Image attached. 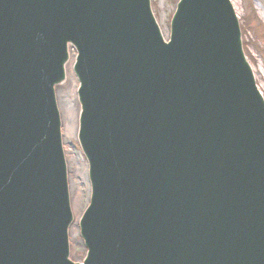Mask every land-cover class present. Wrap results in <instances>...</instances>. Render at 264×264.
I'll list each match as a JSON object with an SVG mask.
<instances>
[{"label": "water", "instance_id": "95a60500", "mask_svg": "<svg viewBox=\"0 0 264 264\" xmlns=\"http://www.w3.org/2000/svg\"><path fill=\"white\" fill-rule=\"evenodd\" d=\"M0 0V264H71L52 86L78 53L84 264H264V102L228 0Z\"/></svg>", "mask_w": 264, "mask_h": 264}, {"label": "rangeland", "instance_id": "374dc122", "mask_svg": "<svg viewBox=\"0 0 264 264\" xmlns=\"http://www.w3.org/2000/svg\"><path fill=\"white\" fill-rule=\"evenodd\" d=\"M238 18L241 32L243 54L250 65L255 83L264 98V0H230ZM152 14L162 33L168 32L169 21L177 0H150ZM66 88L57 89V106L61 116V135L67 166V177L73 220L80 217L88 197L85 160L77 145L76 125H78L79 106L76 99V78L69 72ZM69 87V88H68ZM67 89V90H66ZM66 90V91H65ZM68 113L69 116L67 115ZM78 127V126H77ZM69 232L70 256L82 260L84 249L78 228Z\"/></svg>", "mask_w": 264, "mask_h": 264}, {"label": "bare ground", "instance_id": "6f19581e", "mask_svg": "<svg viewBox=\"0 0 264 264\" xmlns=\"http://www.w3.org/2000/svg\"><path fill=\"white\" fill-rule=\"evenodd\" d=\"M165 36V35H164ZM72 61H73V57H72V55L71 54H69V62L67 63V65H66V67H65V72L64 73H66V75L67 74H69V72H71V67H72ZM66 80L63 82V83H61V85H59L57 88H56V92H57V89H61V88H63V89H65L66 88ZM69 88V87H68ZM67 90V89H66ZM65 90V91H66ZM69 114L70 113H68L67 115L69 116ZM60 119H61V117H60ZM76 131H77V125H76ZM76 135V134H75Z\"/></svg>", "mask_w": 264, "mask_h": 264}]
</instances>
